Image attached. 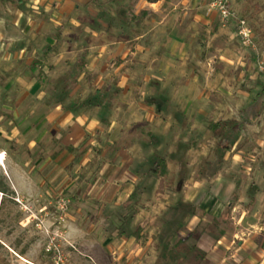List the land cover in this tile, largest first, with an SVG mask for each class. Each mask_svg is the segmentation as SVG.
<instances>
[{"label": "rangeland", "instance_id": "374dc122", "mask_svg": "<svg viewBox=\"0 0 264 264\" xmlns=\"http://www.w3.org/2000/svg\"><path fill=\"white\" fill-rule=\"evenodd\" d=\"M205 1L217 35L196 25L183 57L169 58L162 51L156 57L127 58L126 67L144 69L134 75L138 87L131 97L104 108L109 126L103 127L101 141L88 137L79 145V134L61 133L57 122L48 121L55 106L69 101L66 109L76 113L79 108L71 100L88 92L73 87L80 73L77 58L51 56L32 70L45 47L32 38L37 32L33 23L46 14L37 0H24L23 10L0 0V153L6 158L0 165V264H216L214 238L235 239V248L243 233L253 238L247 232L261 229L264 234V112L225 154L217 152L218 140L207 130L211 121L239 118L241 110L251 109L264 87V0H231L230 19ZM106 9L88 14L93 30L127 33L125 10ZM170 12L163 10L156 20ZM242 21L252 31L249 42L241 34ZM180 23L174 31L182 36L188 30ZM152 25L143 24L139 33ZM43 30L52 34L53 24ZM198 33L206 35L204 58L196 52ZM144 40L146 48L160 45L151 36ZM92 60L104 67L97 83L112 88L120 79L112 71V58ZM98 91L90 94L95 103L108 102L110 91ZM68 141L73 149L89 151L82 155L84 164L72 171L70 158H52ZM154 153L167 158L165 178L150 173L148 159ZM120 164L126 170L121 184L135 183L134 190L122 196L129 199L102 205L96 197L106 171ZM9 167L22 178L43 182L35 184L36 191L17 190L7 177ZM187 197L196 198L188 202ZM62 200L68 201L64 210ZM138 225L143 234L136 238L132 233ZM259 244L253 246L252 260L264 264V243Z\"/></svg>", "mask_w": 264, "mask_h": 264}, {"label": "crops", "instance_id": "0c3cea01", "mask_svg": "<svg viewBox=\"0 0 264 264\" xmlns=\"http://www.w3.org/2000/svg\"><path fill=\"white\" fill-rule=\"evenodd\" d=\"M8 1L12 5L16 4L22 10L25 6L24 0ZM37 1V8L39 11L42 10L46 14L41 18H37V22L33 23V26L37 27V32H34L35 35H33L32 38L38 37L39 40L45 43V47L42 51V59H40V61H42L44 65L48 63L51 56L57 59L77 58V68L80 73L79 75H75V77H78L73 81V87H82V89L84 88L85 91H88L85 92L88 97L85 95L80 100H71V102H73V108H75V106L79 108L76 113L66 109L70 104L69 101L64 105L55 106L48 117L49 122H57V124L54 123V127L58 126L61 133H63V131H73L79 134V145L82 144L84 140L88 139V137H95L97 141H101L104 136L103 127L109 126L108 117L104 116L103 113L104 108L108 106L109 102L113 104L116 100L123 101L129 98L131 90H135V88L138 87L139 82L137 78L134 79V75L142 74L144 69L143 67H137L135 69L126 67L127 58H151L161 54L162 51L165 52V56H169V58L174 56L183 57L187 55L188 52L186 49L187 37L188 35H192L190 32H197L198 29L196 25L201 26L204 30H209L211 36H216L218 33V25L216 21H213L214 16L211 18H209V16L207 17L205 0H158V2H152L151 0H126L119 5L112 3L111 0ZM112 7L125 10L127 17L125 29L128 31L127 33L108 34L106 30H93V24L88 23L89 13L94 15L98 10H107L106 8ZM33 8L37 9L35 7ZM130 10L133 11L135 15H138L141 11H147L150 16L154 15L155 17L145 19L141 25L137 26L131 24L129 21ZM163 10H170L171 12L164 15L158 22L156 17L159 16V14L161 15ZM39 11L36 12L37 15L40 13ZM111 17H114L113 13ZM179 20H181L179 26L185 27V29L188 30L187 33L182 36H179L177 31H174L175 25ZM190 20H193L194 23L192 22L191 24ZM49 23L53 24L54 31L52 34L46 35L43 33V28ZM151 23H153L151 27L152 30L147 33H139L143 24ZM109 25H107V27ZM103 27H105V24ZM186 27H189V29ZM46 36H49L48 39ZM150 36L151 41L156 42V40L159 39L160 45L156 46V44H153V46L146 48V40L144 39ZM196 42L198 45L196 52L200 53L201 57H206L208 54L206 49V35L202 33L199 35L198 33ZM116 44L118 45L115 46ZM175 45H177L176 50L173 49ZM179 47L181 48L178 49ZM46 53H48V55ZM45 54L46 56H44ZM104 57L112 58L110 61V63H112V71L120 77V79L117 78V80H115L112 88H110L109 85L104 86V82H102L101 85L97 83L98 80L101 82L103 78L104 67L103 65H99V62L95 65V61L92 59L95 58L97 60ZM35 60L39 59L37 58ZM146 71L148 70L146 69ZM98 74H101V77ZM101 88L110 91V99L108 102L104 100L95 103L94 97L90 94L93 91L96 93L99 92L98 90ZM117 89L121 91L120 94L111 99V91H116ZM89 100L92 101V104L88 105L87 101ZM123 127L124 125L121 126V129ZM54 131L57 130L54 129ZM92 141L93 140H91V142ZM73 145L74 142L68 141L64 143L62 148L58 151H54L52 154L54 160H66L70 158L67 167L71 171L75 169L77 165L84 164L80 163V161L83 160L82 155L89 152L86 147L81 146H75L76 148L73 149ZM16 171L17 169L15 167H9L7 177L17 190L21 191L24 190V187L26 189L31 187L36 191L34 188L35 184L40 185L43 182L36 179H34V181L33 178L30 179L33 182H30V180L22 178V176L20 177ZM125 173V167L121 164L108 167L106 171V182L102 191L99 193V197H96V201L101 202L102 205H111L125 200L126 198L129 199V197L122 196L127 194L131 195L135 183L130 186L121 184L122 179L124 180ZM19 181L22 182V185ZM195 198L196 197H187V201L193 202ZM262 199L264 201V197H262ZM138 226L141 229L142 235L143 229L140 225ZM247 234H254V237H245V233H243L244 237H240V241H238L235 248V239L231 238V240L225 242L223 241L224 239L221 238L222 236L214 238L212 256L216 258V264H256L252 260L255 255L253 246L256 245V248L262 246L259 242H262V244L264 243V234L261 232V229H256L253 232L248 231ZM228 243H230L228 250H233L230 256H228V250L224 248L227 247L226 245ZM239 254L244 255L245 259L240 258V261ZM260 255L264 257V250Z\"/></svg>", "mask_w": 264, "mask_h": 264}, {"label": "trees", "instance_id": "16d2710c", "mask_svg": "<svg viewBox=\"0 0 264 264\" xmlns=\"http://www.w3.org/2000/svg\"><path fill=\"white\" fill-rule=\"evenodd\" d=\"M126 0H111L112 3L119 5ZM152 2H158V0H151ZM263 9L260 8L259 11ZM154 15L149 14L147 11H141L138 15H135L133 11H129V21L131 24L137 26L141 25L145 19L153 18ZM48 55V53H46ZM46 54L44 56H46ZM43 62L40 60H35L32 63V69L36 70L38 67L42 66ZM120 90L111 91V99L115 98L120 94ZM92 101H87V104H92ZM264 112V87L258 94L257 98L253 101L251 109H243L239 113V119L231 120H220L218 122L211 121L208 124V130L211 132L213 137L218 140L216 144V150L219 154H225L231 151L236 143L238 135L242 132L245 127L255 126ZM151 163L150 173L157 179H161L168 175V165L167 158L160 155L159 153H154L152 157L148 159ZM125 232V231H124ZM121 232L122 234L124 233ZM133 237L141 236V229L138 226L132 233Z\"/></svg>", "mask_w": 264, "mask_h": 264}, {"label": "built area", "instance_id": "2783aa9c", "mask_svg": "<svg viewBox=\"0 0 264 264\" xmlns=\"http://www.w3.org/2000/svg\"><path fill=\"white\" fill-rule=\"evenodd\" d=\"M230 1L231 0H211V6L220 13V15L223 17V19H230L232 16H234V14L232 13L230 6H229ZM241 23H242L241 34L244 37V39L249 42L252 31L246 25L245 21H242ZM1 154H3L0 157V164L2 166L4 163V160H6V158H5V153H1ZM61 202L63 204V205L61 204L63 210L68 207V201L62 200Z\"/></svg>", "mask_w": 264, "mask_h": 264}, {"label": "bare ground", "instance_id": "6f19581e", "mask_svg": "<svg viewBox=\"0 0 264 264\" xmlns=\"http://www.w3.org/2000/svg\"><path fill=\"white\" fill-rule=\"evenodd\" d=\"M3 154L0 153V157L2 156ZM1 165V164H0Z\"/></svg>", "mask_w": 264, "mask_h": 264}]
</instances>
